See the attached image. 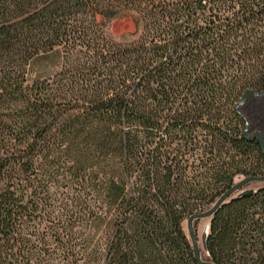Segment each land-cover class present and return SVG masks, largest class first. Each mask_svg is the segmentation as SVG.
Instances as JSON below:
<instances>
[{
    "label": "trees",
    "instance_id": "1",
    "mask_svg": "<svg viewBox=\"0 0 264 264\" xmlns=\"http://www.w3.org/2000/svg\"><path fill=\"white\" fill-rule=\"evenodd\" d=\"M246 89L264 0H0V264H198L188 217L264 175ZM207 223L202 260L264 264V182Z\"/></svg>",
    "mask_w": 264,
    "mask_h": 264
},
{
    "label": "water",
    "instance_id": "2",
    "mask_svg": "<svg viewBox=\"0 0 264 264\" xmlns=\"http://www.w3.org/2000/svg\"><path fill=\"white\" fill-rule=\"evenodd\" d=\"M249 97H264V89L260 92L253 91L251 89H246L239 101L237 102L235 108L238 111L240 107H242L247 99ZM241 116L245 119V117L241 114ZM242 137L251 140V139H256L260 150L262 154L264 155V137L262 136L261 132L259 131H253L251 133H248V124L247 121H245V126L242 132ZM250 182H264V175L261 176H247L239 180L237 183H235L230 189L225 191L219 198L218 200L214 203L212 207H210L208 210L200 212V213H193L190 215L186 221V228L187 232L189 234L191 244L193 247V252H194V257L198 264H214L209 261H205L201 259V252H200V247H199V241L197 239V235L195 234V228H194V221L195 220H202V219H208L216 210L217 208L222 204V202L227 199L229 196H231L234 192L238 191L241 189L244 185ZM256 191L254 188H247L244 190L239 191L235 196L236 197H241V196H248L253 194ZM207 232H208V223L203 228L202 235H201V243H202V248L205 250L206 248V237H207Z\"/></svg>",
    "mask_w": 264,
    "mask_h": 264
},
{
    "label": "rangeland",
    "instance_id": "3",
    "mask_svg": "<svg viewBox=\"0 0 264 264\" xmlns=\"http://www.w3.org/2000/svg\"><path fill=\"white\" fill-rule=\"evenodd\" d=\"M105 31L115 39H123L133 34L135 28L131 16L129 14H123L109 20L105 25ZM241 109L248 124V133L259 131L264 137L261 131V129L264 130V97H249ZM257 125H259L261 129H259ZM260 185L262 184L254 183L251 184L250 187ZM206 223L207 219H202L199 220L196 225L199 247L202 246L201 235Z\"/></svg>",
    "mask_w": 264,
    "mask_h": 264
},
{
    "label": "crops",
    "instance_id": "4",
    "mask_svg": "<svg viewBox=\"0 0 264 264\" xmlns=\"http://www.w3.org/2000/svg\"><path fill=\"white\" fill-rule=\"evenodd\" d=\"M257 126H258L259 129H261V127L259 125H257ZM261 131H262V133L264 135V130L261 129Z\"/></svg>",
    "mask_w": 264,
    "mask_h": 264
}]
</instances>
